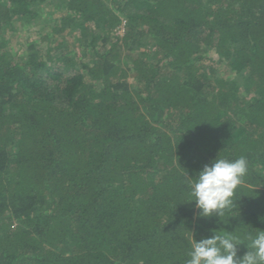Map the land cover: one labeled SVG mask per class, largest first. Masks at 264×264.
<instances>
[{"label": "trees", "instance_id": "1", "mask_svg": "<svg viewBox=\"0 0 264 264\" xmlns=\"http://www.w3.org/2000/svg\"><path fill=\"white\" fill-rule=\"evenodd\" d=\"M48 1L69 13L40 40L78 33L90 61L60 43L9 54L11 23ZM113 3L0 0V264H185L192 234L237 236L242 256L264 230V0ZM129 42L147 48L123 67ZM210 47L235 77H209ZM216 156L248 170L205 218L187 175Z\"/></svg>", "mask_w": 264, "mask_h": 264}, {"label": "clouds", "instance_id": "2", "mask_svg": "<svg viewBox=\"0 0 264 264\" xmlns=\"http://www.w3.org/2000/svg\"><path fill=\"white\" fill-rule=\"evenodd\" d=\"M248 170V160L244 156L235 159L217 156L194 175L188 176L189 199L194 202L199 216H219L233 204L236 188ZM247 251L238 255L240 238L234 235L213 233L199 241L193 238L189 259L185 264H264V230L254 236L249 234Z\"/></svg>", "mask_w": 264, "mask_h": 264}, {"label": "rangeland", "instance_id": "3", "mask_svg": "<svg viewBox=\"0 0 264 264\" xmlns=\"http://www.w3.org/2000/svg\"><path fill=\"white\" fill-rule=\"evenodd\" d=\"M105 3H107L110 7H114L116 4L113 3L114 0H103ZM138 7H141L139 5ZM36 10H38L37 17L33 19L32 21L28 23H20L19 21H13L11 23V26L6 31V39L8 42L6 43V47L9 50V54L13 55L16 58L23 59L25 58L28 53L26 52V49L28 47V44L30 42H36V49L39 51V54L41 57L44 58V60H47V45L54 47L57 44H61L59 47H66L63 51L68 55L72 52V55L78 54L77 57V64L79 66V62L81 60L83 61H90L91 59V52L90 50H86L85 48H80L79 44H81L80 40L74 44V41L79 38L78 33L73 35L71 37L70 34L65 31L62 34H56L55 36H52V40L48 43L47 41H41L42 37L46 34L51 35V28L53 23L55 22V19H60L61 17L67 15L69 12H67V6L66 3H57L54 1H48L45 4H40L37 6ZM117 15L120 16L121 24H118L114 30L113 34L119 36L120 38L123 36L125 31V19L123 18V15L120 13V11H116ZM22 26V27H21ZM112 33V32H111ZM0 35H4L3 32L0 33ZM149 36L144 35L143 40L148 43V46L151 44L149 40ZM65 44H64V43ZM130 48V49H129ZM147 47H144L143 45H139L137 43L129 42L128 46H125L121 49V59L120 64L123 67L131 66L130 60L135 55L139 54L141 51L145 50ZM54 53L56 50H53ZM58 51V49H57ZM53 53V52H52ZM129 54V55H128ZM128 55V56H125ZM160 57L163 55L160 54ZM199 56H202V59L198 62H202L205 66H208V74L209 77L212 79L215 78H232L233 71L228 66L227 60H224L223 58L219 57L218 52L213 48H205ZM126 58V59H123ZM196 57V56H195ZM128 81L130 84H132L133 87L136 88L139 84L136 82V77L133 73L129 74ZM136 85V86H135ZM163 127V124H160ZM264 172V170H263ZM159 174V173H158Z\"/></svg>", "mask_w": 264, "mask_h": 264}]
</instances>
